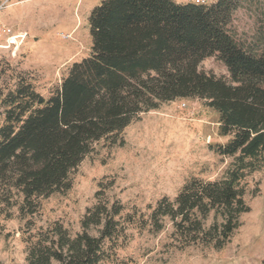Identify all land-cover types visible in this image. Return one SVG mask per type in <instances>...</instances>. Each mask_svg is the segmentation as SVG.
I'll return each instance as SVG.
<instances>
[{
  "label": "trees",
  "instance_id": "16d2710c",
  "mask_svg": "<svg viewBox=\"0 0 264 264\" xmlns=\"http://www.w3.org/2000/svg\"><path fill=\"white\" fill-rule=\"evenodd\" d=\"M241 2L102 0L89 17L90 55L70 66L49 98L21 77L0 90V217L14 206L32 216L40 199L69 191L71 173L94 144H115L140 114L196 99L218 114V134L230 137L213 151L233 160L220 180L191 179L173 201L160 199L149 208V222L158 232L168 218L183 246L221 250L249 212L241 182L264 169V48H245L228 31ZM211 57L226 68L228 81L199 70ZM112 186L99 184L75 236L56 222L31 238L26 264L108 259L134 224L118 200L105 196Z\"/></svg>",
  "mask_w": 264,
  "mask_h": 264
},
{
  "label": "rangeland",
  "instance_id": "374dc122",
  "mask_svg": "<svg viewBox=\"0 0 264 264\" xmlns=\"http://www.w3.org/2000/svg\"><path fill=\"white\" fill-rule=\"evenodd\" d=\"M101 2L8 1L0 10V90L6 93L21 77L49 98L70 66L90 55L89 17ZM228 31L243 47L263 49L264 0H242ZM199 70L229 80L226 68L214 57L202 61ZM217 122L218 114L203 101L176 100L140 114L115 144L105 140L94 144L71 173L69 191L40 199L32 216H22L14 206L0 217V264H26L27 242L56 222L72 237L79 233L80 220L94 205L100 183L105 187L113 183L105 196L118 200L123 217L133 215L134 224L126 226L109 258L99 264H264V169L241 182L249 212L240 216L239 227L221 250L183 246L168 218L158 232L150 226L149 208L160 199L173 201L191 179L217 181L224 176L233 159L212 149L230 139L218 134ZM213 221L211 214L204 226Z\"/></svg>",
  "mask_w": 264,
  "mask_h": 264
},
{
  "label": "built area",
  "instance_id": "2783aa9c",
  "mask_svg": "<svg viewBox=\"0 0 264 264\" xmlns=\"http://www.w3.org/2000/svg\"><path fill=\"white\" fill-rule=\"evenodd\" d=\"M10 0H4L3 2H1L0 4V10L3 9L4 7H6L7 2ZM177 3H181V4H191V5H206L208 4L209 0H173ZM10 32L9 29L5 30V33L8 34Z\"/></svg>",
  "mask_w": 264,
  "mask_h": 264
}]
</instances>
